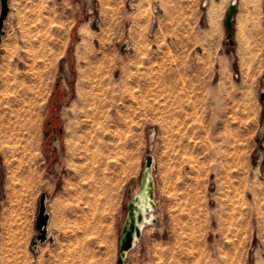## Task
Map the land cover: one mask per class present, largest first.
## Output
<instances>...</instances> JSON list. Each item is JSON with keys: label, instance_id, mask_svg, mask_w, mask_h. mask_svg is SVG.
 I'll return each mask as SVG.
<instances>
[{"label": "rangeland", "instance_id": "obj_1", "mask_svg": "<svg viewBox=\"0 0 264 264\" xmlns=\"http://www.w3.org/2000/svg\"><path fill=\"white\" fill-rule=\"evenodd\" d=\"M160 1L10 0L0 36L1 264H117L148 154L158 222L125 264H264V0H238L234 45L231 0ZM92 93L95 123L81 113ZM67 123L74 142L91 134L99 152H69ZM110 178L109 197L101 180ZM43 193L57 242L34 248Z\"/></svg>", "mask_w": 264, "mask_h": 264}, {"label": "water", "instance_id": "obj_2", "mask_svg": "<svg viewBox=\"0 0 264 264\" xmlns=\"http://www.w3.org/2000/svg\"><path fill=\"white\" fill-rule=\"evenodd\" d=\"M10 0H0L1 4V10H0V36H3L6 34V23L9 19V12H10ZM238 11V1H232L229 5L227 16L225 19V26L227 29V40L231 45H234V28H235V20H236V14ZM127 42H125L122 45V50L127 49ZM260 100L263 103V109L261 111V124H264V90L260 93ZM264 137V132H263ZM261 148H264L263 144H260ZM153 155L148 154L146 156L145 160V169L141 176L140 181V188H143V186L146 183L147 180V169L152 166L153 164ZM149 184V198L152 199L156 196L155 194V187H154V181H148ZM137 196H132V199L128 203L127 207V216L124 221V224L122 226L121 230V239H120V257L118 259L117 264H125L128 253L132 251L136 247V243L138 240H140L143 232L142 223H144V215L143 213L137 214ZM151 203L156 206V203L154 201H151ZM157 208V207H156ZM49 213L47 211V196L45 193L41 195L40 198V209L39 214L37 216V222L36 227L39 231V234L37 238L33 242V247L36 248L40 242H45L49 239L50 242H54L53 237H48V222H49ZM158 222L157 218H154L153 223L156 224Z\"/></svg>", "mask_w": 264, "mask_h": 264}, {"label": "bare ground", "instance_id": "obj_3", "mask_svg": "<svg viewBox=\"0 0 264 264\" xmlns=\"http://www.w3.org/2000/svg\"><path fill=\"white\" fill-rule=\"evenodd\" d=\"M133 2L135 1V0H132ZM211 1L212 0H207L205 3L206 4H210L211 3ZM232 1H238V0H231V2ZM132 6V8L133 9H135V5L133 4V5H131ZM154 12L155 13H158V9L156 8V7H154ZM155 19V18H154ZM156 21V20H155ZM153 24V23H152ZM127 46L128 47H130V43H129V41H127ZM91 85V84H90ZM92 86H93V84H92ZM82 93L83 92H81V95H82ZM84 96V95H83ZM80 98V97H79ZM82 98V97H81ZM82 104H83V111L81 112V113H83V116H87V117H89V118H91V122L93 121V123H95V121H97L98 120V118H100V108H101V103H100V100H99V98H98V96H96L95 94H88L86 97H84V100H83V102H82ZM105 104V103H104ZM106 109H108V108H106ZM80 110V109H79ZM103 110V109H102ZM101 110V111H102ZM76 112V109H74L73 110V113H75ZM80 113V114H81ZM79 113H77V115H78ZM68 115V114H67ZM105 115H106V113H105ZM109 115V114H108ZM107 115V116H108ZM81 117H82V114H81ZM106 118V117H105ZM88 119V118H87ZM111 119H113V117H111ZM86 121V120H85ZM84 121V122H85ZM101 121V120H100ZM104 122H107L105 119H104ZM101 123V122H100ZM84 125H85V123H83ZM82 123H81V126L79 125V128L81 127L82 128V125H83ZM90 124V123H89ZM88 123L86 124V126L85 127H87V125H89ZM68 125V133H67V138H66V144H67V149H68V151L70 152V151H74V149H78V151H79V153L78 154H80V149H83L85 152H87V151H89L90 150V148H91V146H92V144H93V137L92 138H89V136L91 135H87V137L86 136H80L81 138L79 139V137L78 136H75L76 138H78V140H75V142L76 141H78L79 142V146L77 145H74L75 144V142L73 141V138H74V133H72L71 134V132H72V130H71V132H70V129L69 128H71L70 127V124L69 123H67L66 124V126ZM91 125V124H90ZM76 126V125H75ZM74 126V127H75ZM92 126V125H91ZM91 126H90V128H86L87 129V131L88 130H90L91 129ZM102 126V125H101ZM89 127V126H88ZM75 128H77V127H75ZM79 128L77 129V130H79ZM93 128H94V124H93ZM92 128V130H98L97 128L96 129H93ZM105 128V127H104ZM84 129V128H83ZM85 129V130H86ZM101 129V128H100ZM81 130V129H80ZM102 130V129H101ZM82 131V130H81ZM100 131V130H99ZM86 132V131H85ZM96 133L95 134H98V131H95ZM103 132V131H102ZM263 132H264V124H261V131H260V139H261V144H263V146H264V137H263ZM84 135V134H83ZM94 136H96V135H94ZM74 145V146H73ZM94 145V144H93ZM95 147H96V144L94 145ZM98 148V149H97ZM96 149L98 150V152H99V147H96ZM261 151L263 152V157H264V148H261ZM74 152H76V151H74ZM95 153V152H94ZM97 153V152H96ZM77 154V153H76ZM75 155V154H74ZM90 155H92V154H90ZM95 155V154H94ZM101 155V154H100ZM100 155H99V153H98V156L100 157ZM98 156H97V158H98ZM92 157V156H91ZM122 157H124V156H122ZM78 158V157H77ZM96 158V157H95ZM126 157H124V159H125ZM154 158V160H153V164H152V166L151 167H149V168H146L147 169V172H148V175H147V180H146V183H145V185L143 186V188H140V186H139V188H138V190L137 191H135L133 194H132V196H137L138 198H137V206H138V209H137V214L138 213H143V215H144V223H142V228L143 227H145V226H149V225H151V224H154L153 223V220H154V218H156V216H155V213H154V211L157 209L156 207H157V201H156V196L154 197V198H152V199H150L149 198V189H150V187H149V184H148V181H151V180H153L154 181V187H155V192H156V174H155V157H153ZM100 159V158H99ZM127 159V158H126ZM122 162V161H121ZM125 162H127V160L125 161ZM100 163H103V162H100ZM120 162H117V164L118 165H120L119 166V169L117 170V172H119L120 174L121 173H126V171H129V170H126L125 169V166H124V164L122 163V164H119ZM108 165V163L106 164V163H103V165ZM103 165H101V166H103ZM112 165V164H111ZM108 165L109 167L108 168H113L114 167V165ZM116 165V164H115ZM118 165H116V166H118ZM126 165V164H125ZM116 168H118V167H116ZM144 169H145V165H144V168H143V171H144ZM143 171H142V173H143ZM142 176V175H141ZM110 179H112V178H110ZM156 194V193H155ZM132 199V198H131ZM151 201H154L155 203H156V206H154L152 203H151ZM48 202H49V200L47 199V211H48V213L49 212H51V210H50V204H48ZM138 242H139V240H138ZM138 242L136 243V246L138 245ZM128 255H129V253H128ZM1 264V263H0Z\"/></svg>", "mask_w": 264, "mask_h": 264}, {"label": "crops", "instance_id": "obj_4", "mask_svg": "<svg viewBox=\"0 0 264 264\" xmlns=\"http://www.w3.org/2000/svg\"><path fill=\"white\" fill-rule=\"evenodd\" d=\"M175 0H163V1H160L159 2V8H161V6H163V7H165V6H167L168 4H170L171 2H174ZM182 1H186V2H191V3H195L196 5H198V6H201V4L205 1V0H178V2H182ZM216 1H218V0H216ZM10 2V1H9ZM211 3H212V1H211ZM1 6V5H0ZM158 11H159V9H158ZM164 12H166V10L164 11ZM163 12V13H164ZM161 13H162V11H161ZM12 20V17H11V14L9 13V19H8V21H7V23H6V27H5V29L7 28V26H10V21ZM159 23V22H158ZM4 149V148H3ZM3 149H0V152H4L5 150H3ZM31 150V148L30 149H27L26 151H30ZM22 151V150H21ZM21 154H27V152H21ZM23 171V170H22ZM25 177V174L23 173L21 176H20V178H24ZM101 181H103V183L105 184L104 185V187H105V191L107 192V193H109V197H110V194H112V189H113V187H114V185H113V182H112V179H109V180H105V179H103V180H101ZM117 186V185H116ZM140 186V185H139ZM117 187H119V185L117 186ZM117 187H115V189H118ZM118 192V191H117ZM47 199L49 200V202H48V204L49 203H51V199L48 197V195H47ZM52 205V204H51ZM157 209H158V205H157ZM157 209L154 211V213H156V211H157ZM51 210V212H49V216H50V218H49V222H48V237L50 238V237H53V239H54V242L52 243V242H50L49 241V239L47 240V241H45V242H40L39 244H38V246L36 247V248H38V247H40V245H44V244H48V243H50V244H54V243H56L57 242V237H56V234H55V236H51V233H52V229H51V220H52V209H50ZM126 216H127V214H126ZM156 216V215H155ZM157 218V217H156ZM0 219H1V215H0ZM126 219V218H125ZM150 226V225H149ZM147 227L148 226H145L144 228H143V232H142V236H141V238H140V240H142V237H143V235H144V233H145V230L147 229ZM0 231H1V222H0ZM55 232H56V230H55ZM0 243H1V234H0ZM0 254H1V249H0ZM0 263H1V255H0Z\"/></svg>", "mask_w": 264, "mask_h": 264}, {"label": "built area", "instance_id": "obj_5", "mask_svg": "<svg viewBox=\"0 0 264 264\" xmlns=\"http://www.w3.org/2000/svg\"><path fill=\"white\" fill-rule=\"evenodd\" d=\"M154 7H156V6H154ZM157 8V7H156ZM158 9V8H157Z\"/></svg>", "mask_w": 264, "mask_h": 264}]
</instances>
